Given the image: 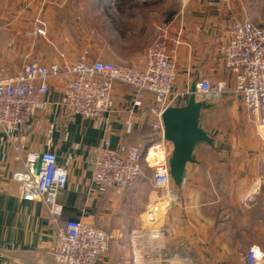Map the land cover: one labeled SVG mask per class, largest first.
<instances>
[{
  "label": "crops",
  "instance_id": "1",
  "mask_svg": "<svg viewBox=\"0 0 264 264\" xmlns=\"http://www.w3.org/2000/svg\"><path fill=\"white\" fill-rule=\"evenodd\" d=\"M129 1L136 6L128 8ZM147 1L0 0V69L18 70L27 54L46 66L73 63L84 53L89 60L126 63L140 60L159 36H178V88L206 79L232 89L234 76L220 48L233 22L254 19L248 9L239 8L238 0H187L182 9L177 0L139 6ZM38 21L45 36H29ZM62 84L50 81L48 113L36 109L20 132L0 131V264H55V229L68 220L109 236L96 264H245L250 248L258 257L264 254V128L241 100L229 93L207 99L212 107L202 113V128L213 144L195 147L182 187L171 184L167 196L153 186L151 172L144 175L145 166L143 177L121 189H100L91 181L105 137L113 149L156 140L149 99L129 118L132 131L125 134L129 88L114 84L115 111L90 120L58 106ZM49 123L52 132L46 130ZM45 151L59 164L71 158L67 186L56 198L62 212L55 222L45 202L22 201L11 181L13 172L24 170L28 155Z\"/></svg>",
  "mask_w": 264,
  "mask_h": 264
},
{
  "label": "built area",
  "instance_id": "2",
  "mask_svg": "<svg viewBox=\"0 0 264 264\" xmlns=\"http://www.w3.org/2000/svg\"><path fill=\"white\" fill-rule=\"evenodd\" d=\"M177 1L181 9L187 2ZM37 23L28 35L44 37V27ZM179 45L178 36L161 35L144 50L140 60L126 63L89 60L84 53L73 63L54 62L46 66L30 54L24 55L18 70L7 73L4 68L0 69V131L20 132L34 117L36 109L42 114L48 113L50 81L63 83L58 106L69 115L90 120L107 119L113 114L116 109L114 84H120L131 91L125 134L132 131L129 118L149 99L156 116L150 128L157 138L142 156L139 145L123 143L113 149L110 139L105 137L96 150L91 181L100 189L124 188L142 176L143 161L151 172L153 186L171 196V148L163 138L160 116L167 107L184 105L190 95V84L182 88L176 86ZM220 53L225 68L234 76V87L226 89L223 83L201 79L195 83L196 97L207 102L212 96L229 93L241 100L259 128H264V25H255L248 19L233 22ZM53 129L54 124L49 123L46 130L52 132ZM39 156L41 162L36 173ZM70 160L69 157L64 164H59L56 155L49 151L30 154L23 163L24 170L11 174L19 198L26 202H45L52 222L57 221L62 212L56 198L67 186ZM108 242L109 236L103 230L81 220H68L63 227L55 229L51 253L55 264H96L106 252ZM244 261L245 264H264V254L258 257L250 248Z\"/></svg>",
  "mask_w": 264,
  "mask_h": 264
},
{
  "label": "water",
  "instance_id": "3",
  "mask_svg": "<svg viewBox=\"0 0 264 264\" xmlns=\"http://www.w3.org/2000/svg\"><path fill=\"white\" fill-rule=\"evenodd\" d=\"M195 83H191L190 95L184 105L167 107L160 116L163 138L171 145L169 175L176 188L182 187L186 166L193 163L195 147L200 143L213 144L210 135L202 128V113L212 106L196 97ZM40 162L39 156L35 165L36 173Z\"/></svg>",
  "mask_w": 264,
  "mask_h": 264
},
{
  "label": "rangeland",
  "instance_id": "4",
  "mask_svg": "<svg viewBox=\"0 0 264 264\" xmlns=\"http://www.w3.org/2000/svg\"><path fill=\"white\" fill-rule=\"evenodd\" d=\"M237 3H238L237 6L239 8H242L244 10L248 9V12L251 14L252 18H254L250 20L252 23H255V25H264V0H238ZM126 6L128 8H132L135 7L136 4L134 2L130 4L129 1L127 2ZM139 6L143 8L146 7L149 8L151 6V0H148L147 2L144 3H139ZM112 51H114L115 53H119V50H112ZM121 60H124V58H122ZM146 169L147 171H145L144 175L149 177L150 170L147 167Z\"/></svg>",
  "mask_w": 264,
  "mask_h": 264
},
{
  "label": "trees",
  "instance_id": "5",
  "mask_svg": "<svg viewBox=\"0 0 264 264\" xmlns=\"http://www.w3.org/2000/svg\"><path fill=\"white\" fill-rule=\"evenodd\" d=\"M148 146H149V144L140 147V152H141L142 156L145 155ZM142 166H145V163L143 161H142Z\"/></svg>",
  "mask_w": 264,
  "mask_h": 264
}]
</instances>
